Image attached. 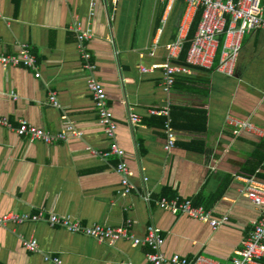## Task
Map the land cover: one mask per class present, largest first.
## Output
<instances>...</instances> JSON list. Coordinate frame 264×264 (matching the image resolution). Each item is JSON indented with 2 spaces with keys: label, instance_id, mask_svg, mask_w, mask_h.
Masks as SVG:
<instances>
[{
  "label": "crops",
  "instance_id": "1",
  "mask_svg": "<svg viewBox=\"0 0 264 264\" xmlns=\"http://www.w3.org/2000/svg\"><path fill=\"white\" fill-rule=\"evenodd\" d=\"M202 13L169 0H0V56L17 55L28 44L38 62V70L0 65V118L13 128L29 122L53 135L68 134L65 141L45 144L0 127V216L43 209L83 225L128 226L139 238L154 226L167 258L231 263L238 256L261 216L244 191L245 179L264 185V140L233 136L225 117L264 127V31L245 34L232 76L188 66ZM77 26L89 35V59L79 50ZM182 27L183 48L169 59L167 47ZM224 38L219 36L215 65ZM166 63L187 66L169 92ZM89 79L104 87L117 123L114 142L125 151L136 187L128 194L119 190L118 157L99 154L113 141L99 121ZM164 107L177 139L170 151L166 119L149 115ZM133 115L139 123L132 124ZM163 198L191 200L213 219L229 220L212 229L209 222L162 209ZM33 239L36 252L25 247ZM150 253L148 246L99 242L45 222L0 229V264H52L46 257L63 264H151Z\"/></svg>",
  "mask_w": 264,
  "mask_h": 264
},
{
  "label": "built area",
  "instance_id": "2",
  "mask_svg": "<svg viewBox=\"0 0 264 264\" xmlns=\"http://www.w3.org/2000/svg\"><path fill=\"white\" fill-rule=\"evenodd\" d=\"M172 3H186L192 10L202 9V19L198 27L197 33L192 40L186 56V64L188 66L199 67L204 69H213L227 76H232L235 70L237 57L242 48L243 38L246 33L251 31H264V10L261 7V0H239L234 2H223L222 0H169ZM80 26V25H79ZM184 27L180 30V37L174 43L169 45V59L176 57L177 53L183 48V32ZM79 39V50L84 52L86 59L90 55L84 51V41L89 39V35L83 32L81 27L76 28ZM224 35V42L220 52L219 62L215 65V60L221 45L219 36ZM0 65L3 67H19L24 66L38 70V62L35 55L31 51L28 44L22 45L17 55H1ZM91 69L90 64L86 65ZM143 72H148L147 68H142ZM187 71V66L174 65L166 63L164 65V89L169 92L171 86L175 82V75ZM37 77H41L39 72ZM88 87L93 95L95 109L99 115V121L104 127V133L107 139L113 141L110 147L103 152H99L102 157L115 155L119 162L116 170L121 175L120 191L128 194L135 189V185L129 181L130 170L124 161L125 151L114 142L116 138L117 123L114 115L107 104V96L105 89L95 80L89 79ZM52 104L59 109L56 94L52 93ZM149 115L154 117H162L166 119L165 133L167 143L166 151H170L176 145V134L171 124V111L169 107L149 110ZM140 122L138 115L132 116V124ZM225 123L231 129L233 136L240 134H250L260 140H264V127L256 125L249 120L236 118L232 115L225 117ZM0 127L14 130L17 135L28 137L33 141H41L45 144H54L68 139L67 133L50 134L46 130L39 128L29 122H22L17 128H13L6 118H0ZM73 132V128H69ZM148 177H144L147 181ZM248 188L244 191L246 195L253 200V203L261 209V216L255 224L254 230L250 233L248 239L244 243V248L238 253V256L231 263H221L205 256H197L192 260H188L179 254H175L167 258L162 252L164 239L160 235L159 229L149 226L147 234L144 238H139L130 232L128 226L111 227L100 224L83 225L80 221L75 220L71 216L58 215L48 213L43 209L35 213L18 214L15 212L7 213L0 216V229L8 228L11 225H24L28 223L45 222L53 228H61L73 234H80L97 239L99 242L113 244L118 241H127L135 247L148 246L152 249V253L147 255L151 264H258L259 260L264 257V185L259 184L256 179H245ZM149 199V194L146 196ZM159 205L162 209L181 212L197 221L209 222L212 229L224 225L228 222L225 216L219 220L213 219L211 213L203 207H196L191 200L179 202L178 199L160 200ZM26 249L36 252L38 250L37 240H28L25 242ZM46 261L52 264H63L57 257H46Z\"/></svg>",
  "mask_w": 264,
  "mask_h": 264
}]
</instances>
